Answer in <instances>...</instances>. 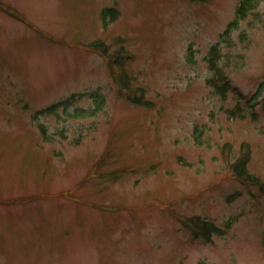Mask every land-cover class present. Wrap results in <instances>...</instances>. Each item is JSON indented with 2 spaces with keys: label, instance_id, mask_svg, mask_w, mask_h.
<instances>
[{
  "label": "rangeland",
  "instance_id": "1",
  "mask_svg": "<svg viewBox=\"0 0 264 264\" xmlns=\"http://www.w3.org/2000/svg\"><path fill=\"white\" fill-rule=\"evenodd\" d=\"M236 5L0 0V200L43 195L0 203V264H264V191L231 167L245 143L264 180V0L221 36ZM103 7L118 10L105 28ZM95 39L132 55L149 106ZM219 73L236 89L217 90ZM194 216L223 233L195 237Z\"/></svg>",
  "mask_w": 264,
  "mask_h": 264
},
{
  "label": "trees",
  "instance_id": "2",
  "mask_svg": "<svg viewBox=\"0 0 264 264\" xmlns=\"http://www.w3.org/2000/svg\"><path fill=\"white\" fill-rule=\"evenodd\" d=\"M256 2L257 0H239V4L237 6V9L235 11V18L232 22L229 23L228 25V29L234 25H236L237 21L240 20V19H243L248 11H250L251 9L255 8L256 7ZM112 13H115V16H113V19L114 20L117 16V13L116 12H112ZM228 29L225 31V33H227ZM89 47L91 49H94L96 51H99V53H102L103 55H106L107 54V45L102 42L101 40H97V41H94L92 42L91 44H89ZM216 49V46H212L211 47V50H210V55H211V64L214 65V56L213 54L216 53L214 52ZM112 61H115L113 59L112 56H109ZM116 58V57H115ZM114 63V62H112ZM122 83L123 85H125V79L122 80ZM228 84L227 81H225L222 85H221V89L223 87H225L226 85ZM218 86V87H217ZM216 87L219 89L220 88V85H216ZM141 96H134V97H130L131 101L134 102L135 104H147V105H150L148 101H142L140 100ZM53 107H48L47 109H45L46 111L47 110H52ZM247 160H248V157L247 155H243L241 158H238L235 163L233 164V170L235 172V174L237 175V177L242 181V182H251V183H259V180L251 175H249L246 171V163H247ZM198 220H196L194 222V227H193V230L195 231V233H200L201 235H203L204 239L206 241H209L211 240V232L212 231H218L219 233H221L222 231L216 229L211 223H208V222H205V221H202L200 226H196ZM199 230V232H198ZM263 250H264V242H263ZM198 264H204L202 262L198 263Z\"/></svg>",
  "mask_w": 264,
  "mask_h": 264
}]
</instances>
